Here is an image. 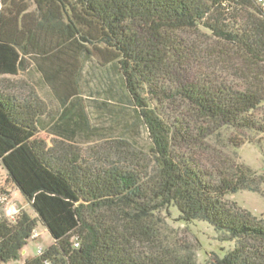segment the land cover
Segmentation results:
<instances>
[{
  "label": "trees",
  "instance_id": "trees-1",
  "mask_svg": "<svg viewBox=\"0 0 264 264\" xmlns=\"http://www.w3.org/2000/svg\"><path fill=\"white\" fill-rule=\"evenodd\" d=\"M252 3L0 0V177L32 210L8 219L0 204V261L46 228L53 243L22 264H264V219L227 199L264 182L226 152L264 134V16ZM32 67L58 110L7 91ZM84 134L103 142L85 154Z\"/></svg>",
  "mask_w": 264,
  "mask_h": 264
},
{
  "label": "rangeland",
  "instance_id": "rangeland-1",
  "mask_svg": "<svg viewBox=\"0 0 264 264\" xmlns=\"http://www.w3.org/2000/svg\"><path fill=\"white\" fill-rule=\"evenodd\" d=\"M248 8L252 10L251 6H249ZM196 70H198V68L193 65L191 69L189 68L187 69V71H183L182 78L185 79L193 77L192 75H195L194 73H196ZM7 79L10 82V87L7 88L8 92L21 94L22 96L28 98L34 95H38L43 100H45V102L51 109H59L58 102H56L52 97L49 89L42 84L40 74L33 67L26 72L19 73L18 75L8 76ZM85 106L87 107L90 116H99V113L94 108V106ZM122 132V129H118L114 137L123 136L121 134ZM37 137L44 139L48 142L49 145H53V140L57 138L53 135L52 132L48 130H40ZM258 137L261 138H255L256 140L251 145H244L240 148L230 146L226 149V152L234 158L235 162L243 163L249 166L252 169V172L254 171L257 174L261 175L262 173H264V134ZM102 142L103 141H87L86 139L79 140V144L85 154L88 153L93 145L96 146ZM197 156L204 162L205 165H207V167H212L211 162H213L214 160V154L212 152L200 151L197 153ZM0 173L4 175V170L1 166ZM0 182L1 186L6 187L10 191L7 203L5 205V215L8 219H13L14 216L20 211V209L32 212L30 205L22 196L20 191H17L16 189L7 185L3 177H0ZM259 188V192L243 190L239 191L236 194L228 195L227 199L230 202H236L238 206L247 209L253 214L264 219V182H261ZM204 230L205 229L203 227L200 228L201 232ZM38 231L39 236L37 238H31L29 240L28 244L25 246L22 257L19 260L10 262L0 261V264H22L26 258L35 256L40 248L47 249L53 243V237L46 228H38ZM174 233L178 235L180 239H183L187 242H191L192 244L198 243L197 238H195V235L192 233V231H188L185 228L179 227L174 230ZM216 247H219V244H217Z\"/></svg>",
  "mask_w": 264,
  "mask_h": 264
},
{
  "label": "built area",
  "instance_id": "built-area-1",
  "mask_svg": "<svg viewBox=\"0 0 264 264\" xmlns=\"http://www.w3.org/2000/svg\"><path fill=\"white\" fill-rule=\"evenodd\" d=\"M252 1L258 7L261 14L264 16V0H252ZM6 202H7V197L5 195H0V204L6 203ZM38 236H39V231L35 230L33 233V238H37ZM43 251L44 249L40 248L37 254H42Z\"/></svg>",
  "mask_w": 264,
  "mask_h": 264
},
{
  "label": "crops",
  "instance_id": "crops-1",
  "mask_svg": "<svg viewBox=\"0 0 264 264\" xmlns=\"http://www.w3.org/2000/svg\"><path fill=\"white\" fill-rule=\"evenodd\" d=\"M43 130H46V129H43ZM53 135L56 136V134H54V133H53ZM87 137H88V136H87L86 134H84V135H79V136L76 137V140H77L78 142H79L80 139H86V140L88 141L89 139H88ZM14 189H15V188H14ZM16 190H17V189H16ZM17 191H18V190H17Z\"/></svg>",
  "mask_w": 264,
  "mask_h": 264
}]
</instances>
